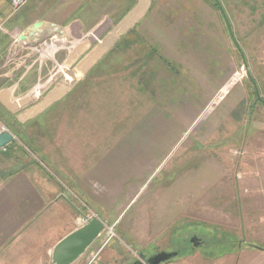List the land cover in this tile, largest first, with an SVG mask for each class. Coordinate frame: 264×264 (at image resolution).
Instances as JSON below:
<instances>
[{"label": "rangeland", "instance_id": "obj_1", "mask_svg": "<svg viewBox=\"0 0 264 264\" xmlns=\"http://www.w3.org/2000/svg\"><path fill=\"white\" fill-rule=\"evenodd\" d=\"M93 1L99 19L82 31V54L65 51L67 40L62 48L51 40L32 54L33 62L21 56L16 78L28 80L27 87L8 108L0 105V130L14 136L0 149V175L33 167L65 187L80 215L105 220L104 232L73 264H133L141 254L159 252L178 253L169 264H264V107L253 118L243 113L224 122L219 114L206 119L205 111L193 123L202 104L176 113L169 103L199 88L176 86L170 71L199 76L208 68L201 51L214 36L231 48L239 69L231 76L239 77L234 90L242 88L247 101L260 104L243 59L264 99V54H254L256 45L264 47V0ZM81 3L51 0L44 12L60 18ZM25 7L11 11L20 18ZM260 33L263 42L252 45L250 37ZM62 54L67 58L58 71ZM207 89L200 95L214 102L224 95L221 90L213 98L216 88ZM38 91L46 97L22 103ZM170 127L159 149L150 132ZM198 127L202 136L193 133ZM154 153L159 167L150 163ZM208 184L211 194L220 189V199L209 198L207 206L201 195ZM203 201L209 216L199 212ZM219 208L226 225H219Z\"/></svg>", "mask_w": 264, "mask_h": 264}, {"label": "crops", "instance_id": "obj_2", "mask_svg": "<svg viewBox=\"0 0 264 264\" xmlns=\"http://www.w3.org/2000/svg\"><path fill=\"white\" fill-rule=\"evenodd\" d=\"M50 1L29 0V4L27 3L28 5L26 4L27 6H24V12L19 18V15L11 11V7L7 1L0 0V105L1 103L5 104L3 105L5 108H8V102L13 101L21 93V88L27 87L28 80L16 78L20 72L19 60L21 56L26 55L28 57L24 62L30 60L33 62L34 57H31L32 54L39 52L48 42L51 43V40L52 42L53 40L57 41L55 45L58 48H62L61 43L67 40L68 44L66 42L67 47L66 50L64 49L65 51L73 48L79 54H82V48L77 44L85 36L82 31L86 26H90L91 23L99 19L97 3L93 0L90 2H83L82 0L80 5L69 10L67 15L64 14L60 18L56 17L57 13L55 12L48 13L50 16H46L48 14L45 15L44 8ZM60 7L61 5H59ZM59 12L62 13L61 10ZM127 22L128 20L124 21V23ZM37 23L39 25H36ZM211 38L209 39L211 42H208L207 48L201 51V55H203V57L201 56L202 62L206 63L208 68H203L199 76H192L199 78L201 80L200 83H195V81L188 84V81L192 77H190L191 72H187V70H183L184 72H181L182 70H178V72L170 71V82L176 86H181L180 88L189 86H192V88L199 87L194 90L193 95L175 94L169 102L172 104L170 107L171 110H175L176 113L179 110L185 112L188 108L193 109L196 104H202L199 107L200 112L191 118V120L193 119V123L205 111L209 112L206 119H210L213 115L219 114L218 118L223 122L233 117L240 119L243 117V113L248 116L247 118H253V114L258 115V110H260L261 106L264 107V105L257 99V102L260 104H253L249 99L247 101V95H243L242 88L237 92L234 90L233 82H235V79H239V77L236 78L233 76L234 79L233 77L231 79V76L233 71L235 72L239 69L233 64L234 59L231 56V48L226 47L225 41L221 40L220 37L216 39L212 36ZM250 38H253V40L251 39L252 45L255 46L258 41L263 42L261 41L263 39V33ZM12 40H16L13 45H11ZM254 48V54H264V47L259 49L256 45ZM88 49L92 48L90 47ZM56 50L59 51L60 49ZM239 51L241 52V50ZM66 58V55L62 54L59 59L60 63L56 64L57 69H59L58 71L64 65ZM209 60L213 61L211 65L209 64ZM261 61L259 67L264 72V60ZM38 63V65L36 64L37 68H41L40 65L43 67L42 60ZM27 64L24 65L26 72L28 71ZM13 71L15 72V76L11 78ZM33 71L38 72L34 69ZM255 74H259L258 70ZM252 79L253 84L255 82L258 86L260 81L258 83V79H254L253 76ZM31 86H48V84L41 85L40 83H35ZM208 87L216 88L212 92L214 93L213 98L220 94L221 90H223L224 95L219 96L217 102L206 98V95H200L205 94ZM40 93L41 91L36 92L33 97L28 94L29 96L25 97L22 103L24 100L34 101L36 98L46 97V95H40ZM163 98L165 100V97ZM248 102L249 104H246ZM184 103L189 105H182ZM35 110L33 109L30 114ZM45 112L44 109L41 112V114L43 113V118L45 117ZM38 115L36 114L31 118H37ZM233 115H237V117ZM219 128L220 126H217L209 134L216 135L219 132ZM203 129L198 127L196 132L193 131V133L202 136ZM170 131H172L171 127L165 130L150 132V134L155 136L153 141L154 145L159 149L162 148V143L165 139L162 138V135H170ZM177 141L175 144H177ZM159 160L158 154L154 153L153 160L150 163L159 167L162 165V161L160 162ZM150 178L147 181L144 180V182L148 183ZM220 180H217V182L219 183ZM208 183H210L209 180ZM206 189V193L203 192L201 198L207 199V206L209 198L220 199V189L217 190L216 194L214 192L211 194L209 184ZM64 190L65 187L62 188L49 176L43 175L33 167L0 175V264H49L52 260L55 246L62 239L80 228L79 221L81 216L85 217L87 215L83 213L80 215V211L66 200ZM174 192L175 197H177V187ZM204 210L208 211L206 202L203 201L201 211L199 210V212L209 216V212H204ZM217 211V214H222V218H219V225H226L228 218L221 213L220 208ZM206 218L209 219L208 217ZM102 220L105 222L104 219Z\"/></svg>", "mask_w": 264, "mask_h": 264}, {"label": "water", "instance_id": "obj_3", "mask_svg": "<svg viewBox=\"0 0 264 264\" xmlns=\"http://www.w3.org/2000/svg\"><path fill=\"white\" fill-rule=\"evenodd\" d=\"M219 4V1H218ZM222 9V7H221ZM223 13L224 10L222 9ZM224 16H226L224 14ZM229 30L232 38H234L233 31L229 25ZM235 40V39H234ZM243 54V53H242ZM245 69L248 75L251 77L249 67L244 56ZM253 80V79H252ZM256 86V98L257 100L264 105V99L260 96L257 85ZM14 141V136L10 132H4L0 134V149L5 148L7 145ZM106 224L104 221L98 218H94L86 225L78 228L67 237L62 239L54 248L52 254V264H73L75 263L82 255H84L87 249L100 237L104 232ZM195 246L198 245V239L194 238L192 241ZM178 253H167L159 252L152 256H146L141 254V260L134 262L133 264H169L172 262Z\"/></svg>", "mask_w": 264, "mask_h": 264}, {"label": "built area", "instance_id": "obj_4", "mask_svg": "<svg viewBox=\"0 0 264 264\" xmlns=\"http://www.w3.org/2000/svg\"><path fill=\"white\" fill-rule=\"evenodd\" d=\"M11 9L14 11H19L20 9H22L28 2V0H6ZM7 132V129L4 127L2 128V130H0V134ZM94 218H96L95 216L91 215V216H85L83 218L80 219V225L84 226L86 225L88 222H90L91 220H93Z\"/></svg>", "mask_w": 264, "mask_h": 264}, {"label": "flooded vegetation", "instance_id": "obj_5", "mask_svg": "<svg viewBox=\"0 0 264 264\" xmlns=\"http://www.w3.org/2000/svg\"><path fill=\"white\" fill-rule=\"evenodd\" d=\"M198 241H200V240H198Z\"/></svg>", "mask_w": 264, "mask_h": 264}]
</instances>
